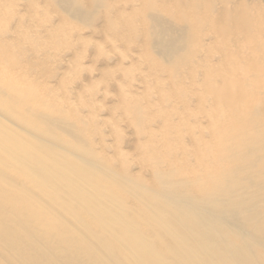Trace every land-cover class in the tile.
Instances as JSON below:
<instances>
[{"label": "bare ground", "instance_id": "obj_1", "mask_svg": "<svg viewBox=\"0 0 264 264\" xmlns=\"http://www.w3.org/2000/svg\"><path fill=\"white\" fill-rule=\"evenodd\" d=\"M49 1L63 12L47 26L36 22L50 44L61 41L63 20L87 29L76 28L78 38L125 43L128 51L104 54L101 67L114 64L126 84L120 79L143 64L141 91L156 95L130 106L119 93L133 88L116 93L133 125L125 139L133 160L67 140L43 113L53 107L84 120L69 103L57 107L66 71L40 56L43 32L9 33L14 9L0 2V77L11 79L0 106L35 134L0 122V264H264V0ZM94 107L85 114L92 118Z\"/></svg>", "mask_w": 264, "mask_h": 264}, {"label": "rangeland", "instance_id": "obj_2", "mask_svg": "<svg viewBox=\"0 0 264 264\" xmlns=\"http://www.w3.org/2000/svg\"><path fill=\"white\" fill-rule=\"evenodd\" d=\"M4 1L5 0H3V4H5ZM42 1H44L46 4H42V3H44ZM47 1H48V3H47ZM0 2H2V0ZM25 2H26V4H24ZM27 2H31L32 4L31 3H27ZM33 2H35V0H15V1H12V0H9L8 1V0H6V4L7 3H10V4H7V5H9L11 7L4 6V9H5L4 11H7L8 12V11H11V9H14V14L13 13H10L8 15V17H7L8 20L6 19V21L4 22V24H6V26L8 25L9 27L12 28V29H8V26H7V29L9 30V33H11L12 35L15 34V32H16V30L18 28H19V30L22 31L23 35L25 33H28L29 30H30V33H28V34L33 35L34 33H37L38 32L36 34V36H38V37H41V35L43 34L44 37L42 36L43 37L42 39H43V41H46L47 42V39H49V38H48V35H46V32L44 33L43 31H41V30H44V28H42V27H44L45 25L47 26V23L48 22L51 24V22H53V20L56 19L57 16L60 17L61 16L60 14L63 15V12L57 7V5L55 3H50L49 0H46V1L45 0H41V2L39 0V2H40L39 5H38V3H39L38 1H37V3L36 2L33 3ZM261 2L264 3L263 1H261ZM124 4L125 3H120V5H122V6ZM30 5H31V7H30ZM116 5H119V3L118 4L116 3ZM36 6H38L39 11L37 10L38 8ZM27 8L29 9V11L27 10ZM30 10L31 11L33 10V11L31 12ZM34 14H35V16H34ZM35 19H36V21H35ZM32 21H34V22H32ZM38 21L40 22V24H43L44 23L43 24L44 26L43 25H41L42 27L41 26H38V24H39ZM56 22L57 21H55V23ZM63 22H64V25L63 26L66 25L65 27H67V28L70 27V30L69 29H66L63 26L60 27L62 29H59V31L61 30L60 31V35H59V36H61V41L59 42V44L58 45L50 44L51 42H50V39H49L48 42H47L49 45L48 44L47 45L45 44L48 47H46V50H45L44 54L43 55L41 54L40 56L43 57V59L46 60L49 69L54 70L55 68L56 69H60L61 68L60 71H59L60 73H61V70L62 69H64L66 71L67 76L64 73L65 71L61 73V76L63 75V73L65 74V75H63L65 77V79L62 76L63 77L62 80L65 81V84L62 81V84L59 87V88H62V89H59V90H57L55 92V96H56V98L58 100L57 107H60L61 109H64V106L69 103V105H71L70 106L71 109H74L75 112L78 113V112L84 111V114H82V116L84 117V120L76 121V120H74L70 116H66L67 119L65 120L61 115H58L57 113L54 112V108L53 107H47V106L45 107V110L43 111V113H45L44 116H47V118L49 120H51L53 123H55V125H56V131L57 132H59L64 138H66L69 141H72L73 143H74V138H75L80 145H82V146H91L92 148L96 147V149H95L96 151H98V152H100V153H102V154H104L106 156H108V155L111 156V154L115 150H118L119 149V151H124L126 154H128L129 155L128 157H130L131 160H133L134 159L133 158L134 157L133 152H132V150H130L129 145L127 147V143L125 141V139L127 137H132V132L134 131L133 125H132L131 122L127 121L128 119H127L126 116H125L126 118L123 117V116H120V115L123 114L122 111H120V109H121V107H123V105L122 106L120 105L121 107H118L119 106L118 103L123 104L121 101L124 99V101L125 102L128 101L127 103L130 105V104L135 103L136 100H137V98H138V101L136 103H138V102H140L142 100L143 102L141 101L140 103H144L145 104L147 98H152L151 96L155 94V93L154 94L153 93L150 94V97H147L148 96L147 95L146 96L147 98H145V96H144V94H145L143 92L144 91V84L139 81V76H141V74H142L141 72H143V70L142 71H139V70H141L142 67H144V65L143 64L139 65L140 68H139L138 65H136V68L137 69L134 67L135 69L132 68V71H131V75H133V77L131 75H129L130 74V72H129L128 75H126V77H124L123 79H120V82H122V81H126L127 80V77H128L127 83L124 82L126 84H118V82H119L118 78H120L123 75V73H121L122 70L119 71V68L117 69V67H115L114 68V69H116L115 70L116 72H115L114 69H113V67L115 66L114 64H112L113 67H110V65H109L108 67L104 66V68H103V67H101L103 65H100L99 61L101 59H103V58H106L107 57L106 56L107 54H109V55L112 56L113 54L118 55L119 53H117V52L123 53L124 52L123 50L128 51V47L126 46V44L125 43H122V42H118V41L116 42L115 40H112V37L110 38L108 36L107 37L106 36L103 37V36H100V35L90 36V34H88V32H86L87 33V36L83 37V35H86V34H82L81 38H78V36L75 35V34L78 32V30H81L82 27L81 26H78V27L76 26L75 27V25L71 24L70 22H67L66 21L67 22L66 23L65 20H63ZM30 23H32V24H30ZM69 23L71 24V26H70ZM1 24H3V22ZM50 24H48V26ZM22 25H24V26H22ZM30 25L31 26L32 25H34V26L37 25L36 28H35V31L36 30L37 31L34 32L33 31L34 26H32L33 28H31ZM74 27H75V29H74ZM26 28H28L27 29L28 31L26 30ZM63 28L65 29V33L68 32V31L71 32L70 34H65L66 37H70L71 39L64 37V34H63L64 30H63ZM76 28H78V30ZM7 29L3 25L0 26V33L2 35H4V32ZM24 29L26 31H24ZM71 29H73V30L71 31ZM82 30L84 32L87 29H82ZM31 31H33V32H31ZM40 32H43V33L41 34ZM71 34H73V35H71ZM68 35H70V36H68ZM63 37H64V39H63ZM66 39H68L70 41L67 42ZM85 40H87V41H85ZM117 43H118V45H117ZM23 44H25V43H23ZM119 44H121V45L119 46ZM122 45H124V46H122ZM112 47H113V49H112ZM116 47L118 49L121 47L119 49L120 51H117L118 49L116 50ZM68 49H75V53H74L75 55L76 54H80V55H77V57L76 56H73L74 58L73 57L71 58L72 59V63H71V59L68 60V61L66 60L68 62L67 63L65 61V59H63V57H62V55ZM92 50H93V52H92ZM77 51L80 52V53H78ZM114 51H116V52H114ZM104 54H106V55H104ZM69 62L71 64H73L74 67H72V65L69 64ZM62 63L65 64V65L66 64H69V65H66V67L63 68V64ZM1 66L4 69H6L5 66H3V65H1ZM67 66L71 70H69ZM107 68H109L110 70L113 69V70H111L112 72L110 70H108ZM102 69L103 70H106V72L103 71ZM133 69L135 71H133ZM67 70H68V72H67ZM90 71H92V72H90ZM94 71H96V72L94 73ZM108 71L111 72V73H109ZM102 72H103V74L105 73V76L104 77L102 76L103 75ZM87 73H90V74H87ZM96 73H99V74L97 75ZM113 73L114 74L117 73L115 75L116 76L115 77V80H113L114 79L113 78L114 77L113 76L114 75ZM84 74L85 75L87 74L89 76H87V75L85 76ZM107 74H112V78H113V79L111 78V81L112 82H110V76L111 75H107ZM120 74H122V75H120ZM100 76H102L103 80H101L102 78ZM130 76H131L132 80L129 81V79H131ZM85 77H86V79H88L87 77L91 78V81L90 82H92V81L95 80L93 82V83H95V85L90 84V82H89V87H88L87 80L86 79L84 80ZM96 77L98 78L97 80H96ZM80 78H82L83 81ZM92 78H95V79H92ZM104 78H105V80H104ZM106 78H108V79H106ZM88 80H90V79H88ZM78 81L81 82V86L80 87H77L78 89L80 88V90H78L77 88H75L76 83ZM10 82H11V79L9 78L8 75H5L4 74V75H2L0 77V95L1 96H5L4 91H3L4 86L9 85ZM82 82H83V84H82ZM138 82L141 83V85L138 84ZM134 83L135 84L137 83V85H140L141 87L138 89V87L135 86L136 88L134 89V87H132V86L135 85ZM63 84L66 85V86H64ZM114 84H116V85H114ZM122 86H124V87H122ZM128 87H131V89L133 88L132 89L133 96L131 95L132 94L131 92L128 93V90L130 89V88L128 89ZM122 88H124L123 89L124 92H127L132 97L129 96V98H128V94L124 95L125 93H123V90H120ZM72 89H74V91L76 90V92L77 91L81 92L82 95L79 92H77V93H79L77 96L75 94H72V91H71ZM125 89H126V91H125ZM131 89H130V91H131ZM136 89H138L140 91H137L136 92ZM141 89L143 91H141ZM119 92H121L123 94H120ZM83 93H84V95H83ZM116 93H119V95H123V97L120 96L121 98H123L121 101H120L121 98L119 99V95L116 94ZM138 93H139V95H137ZM72 95H73V97H72ZM115 95H117V96H115ZM141 95L143 96L144 99L142 97H141V99L139 98ZM74 96H76V98ZM80 96H83V97L81 98ZM125 96H127V97H125ZM136 96H138V97L137 98H134L135 99V102H133L134 100L131 101V99L133 97H136ZM117 97H118V99H117ZM125 98H126V100H125ZM0 101L3 102V100H2L1 97H0ZM130 101L132 103H129ZM94 102L96 104H94ZM94 105H95V107H94ZM114 105H116L119 108V113H118V109L114 112L115 108H117ZM89 106L90 107L91 106L94 107V109L92 108V110H93V114H92L93 116H92V118H91V116L87 115L88 113L85 114V112L89 108ZM110 106H113L114 107L113 110H111V111L109 109V108H111ZM7 108L8 107L6 105L0 106V122H2L3 124H5L7 127H12L13 129H16V130H19V131L25 130V131H27L25 128H23V127H21V126H19V125L16 124V122L12 119V117L9 115V113L6 112L7 111L6 110ZM107 109L110 111L109 114L106 113V110ZM112 111H113V113L111 115V112ZM51 114H53V115H51ZM111 119L112 120L114 119L113 122L117 119V121H115L114 123L116 124V126L118 127V129L121 130V134H120V136L118 138H116V136L114 134L115 131L113 132L111 130L110 123L113 124V122H111L112 121ZM109 121H110V123H109ZM79 124H83L84 125L85 134H83V135H78L75 132L76 126H78ZM120 130H118L119 133H120ZM27 132H29V135H25V136L31 137V138L35 137V134L32 131H27ZM44 142L46 144H48L49 146L54 147L53 144H51L49 142H46V141H44ZM127 151H129L130 153H128ZM73 158H75V157H73ZM131 160L129 159V163L133 164L134 161L132 163ZM119 166L120 165L118 164V168H119ZM128 168H129V166H128Z\"/></svg>", "mask_w": 264, "mask_h": 264}]
</instances>
